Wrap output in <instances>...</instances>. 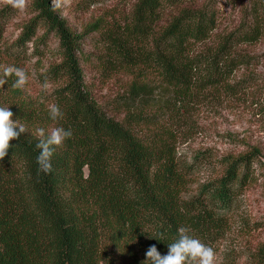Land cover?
Instances as JSON below:
<instances>
[{
  "label": "trees",
  "instance_id": "1",
  "mask_svg": "<svg viewBox=\"0 0 264 264\" xmlns=\"http://www.w3.org/2000/svg\"><path fill=\"white\" fill-rule=\"evenodd\" d=\"M219 1L135 3L123 36L108 38L107 65L129 79L115 102L120 119L86 91L73 51L78 37L50 0L31 1L32 17L10 55L23 60L31 44L42 57L47 41L58 39L60 62L40 77L58 83L50 104L63 117L50 119L49 109L22 97L14 82L0 104L26 128L0 160V264H143L151 245L165 255L181 227L202 243L225 232L238 190L257 184L254 164L264 178L261 149L213 158L219 170L190 193L201 162L178 156L167 124L177 105L207 91H234L230 81L239 70L264 62V52H254L264 37L261 9L246 5L237 26L220 30ZM8 10L0 12L3 22ZM252 75L240 83L250 79V86ZM54 127L72 135L55 151L52 172L38 175L36 130ZM251 260L264 264V241Z\"/></svg>",
  "mask_w": 264,
  "mask_h": 264
},
{
  "label": "rangeland",
  "instance_id": "2",
  "mask_svg": "<svg viewBox=\"0 0 264 264\" xmlns=\"http://www.w3.org/2000/svg\"><path fill=\"white\" fill-rule=\"evenodd\" d=\"M31 1L27 0L24 11L0 5V12L4 10L6 13L10 8L12 14L5 22L0 19V75L5 66L24 70L28 82L19 88L21 96L29 98L36 106L48 108L51 93L58 83L40 76L50 66L60 62L58 39L52 37L47 41L45 48L42 47V57L33 55L31 44L23 60L16 61L10 55L12 44L18 40L24 24L32 17ZM137 1L71 0L69 7L57 10L50 0L55 13L65 21L72 35L78 37L73 51L79 60L86 91L102 110L117 119L121 117L117 115L115 102L125 96L129 79L107 65L112 57V44L108 38L123 36L122 32ZM246 5L251 8L258 6L264 21V0H220L219 29L228 30L237 26ZM42 34L43 30L37 31V37ZM254 52H264V37ZM251 74L253 82L250 86H245L250 79L240 83L244 76ZM15 80V75L7 78L3 88H0V104L10 95L11 84ZM230 82L237 86L234 91H207L184 106L177 105L179 112L171 114L172 118L167 121L174 130L178 156L188 163L197 156L199 159L195 160L201 162L193 173L194 183L190 193L198 192V183L202 184L217 173L219 169L212 160L215 157L256 146L261 149L259 159L264 162V62L239 70ZM45 84L46 90L43 87ZM203 153L212 157L207 160L200 158ZM253 170L258 177L257 184L238 190L225 232L204 243L215 250L216 264H252V254L264 241V178L260 175L258 164H254Z\"/></svg>",
  "mask_w": 264,
  "mask_h": 264
},
{
  "label": "clouds",
  "instance_id": "3",
  "mask_svg": "<svg viewBox=\"0 0 264 264\" xmlns=\"http://www.w3.org/2000/svg\"><path fill=\"white\" fill-rule=\"evenodd\" d=\"M55 9L59 10L71 5V0H52ZM0 5L11 6L18 11H24L27 7V0H0ZM15 75L16 80L12 84L13 88H21L28 82L27 73L13 66H5L0 75V88H3L7 78ZM44 89H47L45 84ZM49 117L57 121L63 117L60 107L56 104L48 106ZM13 113L8 107H0V160H3L11 147V141L19 139L21 134L26 132L23 125L12 119ZM39 138L35 144L38 150L36 156L37 174L45 175L52 172V157L55 151L60 148L66 139L72 135L71 130L63 127H54L50 132L43 128L36 130ZM168 250L165 255H161L155 245H151L145 253L146 259L143 264H216V252L211 247L202 243L199 239L188 234V229L181 227L178 229V239L167 244Z\"/></svg>",
  "mask_w": 264,
  "mask_h": 264
}]
</instances>
